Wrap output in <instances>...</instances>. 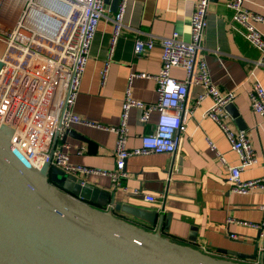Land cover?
<instances>
[{"label": "crops", "instance_id": "0c3cea01", "mask_svg": "<svg viewBox=\"0 0 264 264\" xmlns=\"http://www.w3.org/2000/svg\"><path fill=\"white\" fill-rule=\"evenodd\" d=\"M197 1L120 0L122 30L113 47L110 19L116 12L110 10V1L106 4V14L97 24L72 108L83 122L70 127L73 134H67L66 142L58 139L55 143L56 148L69 156L70 165L106 171L114 168L116 136L110 129L119 125L125 99L139 101L147 108L157 102L153 77L161 67V48L156 42L149 53L136 56L133 41L149 37L157 41L173 32L184 42L188 41L190 17ZM229 1L208 0L202 55L213 84L221 92L234 93L231 103L234 111H226L225 122L231 131L247 134L254 152L255 163L245 167L240 177L264 182V119L251 110L248 97L254 81H259L264 88V68L255 67L261 52L247 41L243 27L233 22V10L227 7ZM243 7L264 18V1L246 0ZM256 28L264 35L263 23L257 22ZM250 72L253 77H249ZM171 76L183 80L184 73L173 69ZM201 92L199 86L189 89L184 103L185 124L183 130L176 132L179 145L173 154L129 157L124 165L126 177L117 188L101 174L77 176L115 194V202L163 213L167 222L160 224L162 233L171 240L224 259L244 264H261L263 260L264 264V212L261 210L264 189L238 195L228 187L227 165L236 166L238 157L217 125L205 116L212 104L211 98L205 97L196 103ZM233 112L238 115L237 119ZM140 114L135 107L128 112V149L138 147L142 135L151 133L158 119L155 108L150 109L145 122L140 120ZM208 140L227 165L219 161ZM135 190L138 193L134 194ZM146 195L154 196L155 200L147 202ZM110 206L109 203L107 208ZM231 234L236 238H231ZM217 250L249 258H226Z\"/></svg>", "mask_w": 264, "mask_h": 264}, {"label": "built area", "instance_id": "2783aa9c", "mask_svg": "<svg viewBox=\"0 0 264 264\" xmlns=\"http://www.w3.org/2000/svg\"><path fill=\"white\" fill-rule=\"evenodd\" d=\"M244 1L230 0L227 7L233 10V22L243 27L247 41L261 52L255 67L264 68V35L256 28L257 22L264 24V18L243 7ZM207 3L208 0L195 3L188 41L184 42L177 32L157 41L152 37L134 39L133 53L136 56L149 53L156 42L161 48V67L153 77L157 102L147 108L139 101L125 99L120 123L110 129L116 136L114 168L106 171L70 165L69 156L55 147V137L61 139L73 124L83 122L72 112V108L97 24L106 14L104 0H0V125L13 128L11 142L15 152L35 167L50 162L68 174L107 176L112 187L117 188L121 186L122 178L126 177L124 165L129 157L152 153L170 155L176 151L179 145L176 132L183 130L185 124L184 103L187 102L189 89L199 86L202 92L197 96L196 103H201L205 97L211 98L212 104L205 111V116L217 125L238 157L236 166H228L225 158L215 151L208 140L219 161L227 165L228 187L238 195L264 189L262 179L242 180L240 177L245 167L255 163L254 152L247 134L231 131L225 122L228 117L226 106L233 103L234 93L221 92L208 75L201 44L206 29ZM116 10L110 19L112 47L122 30L123 3L120 0ZM173 69L183 71V80L171 76ZM249 77H253L252 72ZM248 97L251 110L264 119V88L259 81L252 83ZM133 107L141 111L139 118L142 122L148 120L151 108H155L158 119L151 133L142 135L140 145L128 149L127 115ZM6 114L12 117V124L4 123L2 118ZM44 122L46 125H43ZM33 128L40 129L33 135L41 136L30 140L29 133ZM21 136L26 137L28 142ZM135 193L138 191L135 190ZM144 199L147 202L155 200L149 195ZM261 210L264 212V205ZM230 237L236 238L233 234Z\"/></svg>", "mask_w": 264, "mask_h": 264}, {"label": "water", "instance_id": "95a60500", "mask_svg": "<svg viewBox=\"0 0 264 264\" xmlns=\"http://www.w3.org/2000/svg\"><path fill=\"white\" fill-rule=\"evenodd\" d=\"M109 1L116 12L119 0ZM67 134L73 132L63 142ZM12 135V127L0 125V264H244L227 257L249 258L217 250L224 259L169 239L163 213L115 202V194L50 162L29 164L13 149Z\"/></svg>", "mask_w": 264, "mask_h": 264}, {"label": "bare ground", "instance_id": "6f19581e", "mask_svg": "<svg viewBox=\"0 0 264 264\" xmlns=\"http://www.w3.org/2000/svg\"><path fill=\"white\" fill-rule=\"evenodd\" d=\"M49 83L51 84V82H49ZM11 118L12 117L10 115L6 114L5 117L2 118V119H3L4 123H7L8 122L9 124H12V122L10 121ZM22 119H24V118H22ZM43 125H46V122H44ZM41 129H43L42 125H41ZM38 130H40V129L33 128V130L29 133V139L32 138V137H37V138L40 137L41 135H33V132L34 131H38ZM21 137L28 142V139L26 137H24V136H21ZM36 143H37V147L36 148L38 150L39 149V147H38V141H36Z\"/></svg>", "mask_w": 264, "mask_h": 264}]
</instances>
